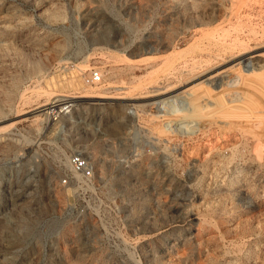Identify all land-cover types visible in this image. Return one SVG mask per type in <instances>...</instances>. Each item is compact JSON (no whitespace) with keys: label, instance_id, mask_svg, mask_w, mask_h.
<instances>
[{"label":"rangeland","instance_id":"rangeland-1","mask_svg":"<svg viewBox=\"0 0 264 264\" xmlns=\"http://www.w3.org/2000/svg\"><path fill=\"white\" fill-rule=\"evenodd\" d=\"M0 264H264V0H0Z\"/></svg>","mask_w":264,"mask_h":264},{"label":"built area","instance_id":"built-area-1","mask_svg":"<svg viewBox=\"0 0 264 264\" xmlns=\"http://www.w3.org/2000/svg\"><path fill=\"white\" fill-rule=\"evenodd\" d=\"M101 71H92L89 75H86V82L88 84L98 83L102 80ZM58 105L52 106L56 107ZM69 163L72 167V171L77 175V177H82L85 180H90L94 177V169L92 162L81 154L72 155L69 158ZM66 182V181H65Z\"/></svg>","mask_w":264,"mask_h":264},{"label":"bare ground","instance_id":"bare-ground-1","mask_svg":"<svg viewBox=\"0 0 264 264\" xmlns=\"http://www.w3.org/2000/svg\"><path fill=\"white\" fill-rule=\"evenodd\" d=\"M260 55H261V54L258 53V54L251 55V56H249V57H247V58H251L253 61H254V60L256 61ZM242 60H243V59H242ZM104 73H105V72H104ZM212 75H213V76H212ZM212 75H211V77H209V79H211V80H213V78L216 76V75H214V74H212ZM209 76H210V75H209ZM207 79H208V78H207ZM183 91H184V90H183ZM42 92H43V91H42ZM44 93H45V92H44ZM44 93H43V94H44ZM50 93H51V92L48 91L46 94H49V96H50V95H51ZM178 93H179V92H178ZM41 94H42V93H41ZM52 96H53V95H52ZM93 96H95V97H102V96H97V95H93ZM50 97H51V96H50ZM50 97H49V98H50ZM53 97H54V96H53ZM105 97H107V96H105ZM61 100H64V99H60V98H59V99H56V100H52V101H50V102H48V103H45L46 105H47V104L49 105V103H50L51 105H50L49 107H47V106L44 105L45 107H44L43 109H39V110H37V112H38V111H44V110H45V111L47 110L46 112H49L48 109H50L52 106H55V105H59V104H61V103H62ZM71 100H72V99H71Z\"/></svg>","mask_w":264,"mask_h":264}]
</instances>
